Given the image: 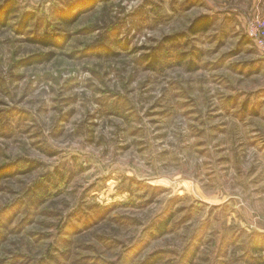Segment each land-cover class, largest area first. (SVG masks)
Instances as JSON below:
<instances>
[{
    "label": "rangeland",
    "instance_id": "1",
    "mask_svg": "<svg viewBox=\"0 0 264 264\" xmlns=\"http://www.w3.org/2000/svg\"><path fill=\"white\" fill-rule=\"evenodd\" d=\"M7 2L0 264H264V0Z\"/></svg>",
    "mask_w": 264,
    "mask_h": 264
},
{
    "label": "trees",
    "instance_id": "2",
    "mask_svg": "<svg viewBox=\"0 0 264 264\" xmlns=\"http://www.w3.org/2000/svg\"><path fill=\"white\" fill-rule=\"evenodd\" d=\"M15 8V3L7 2L5 7L0 9V29L5 28L8 25L9 22V16L13 12V9ZM87 12L86 10L82 12H78L76 15L73 14H68L65 15L64 17L61 18V23L66 26H70L76 22L78 17ZM35 15L34 14H24L20 23H19V28L22 31H25L31 24L33 20H35ZM211 27V19L208 16H202L200 18L195 19L192 24L190 25L188 29V33L191 35H197L200 33L207 32L209 28ZM184 37V35H181ZM175 37H171L168 39V41H173V40H178L174 39ZM30 43L32 44H37L41 45L43 47H57V37L53 34H44L41 37H33L28 39ZM62 40L64 41V37H62ZM54 58L53 54H45V53H40L37 55H34L27 59L25 61V65L30 66V65H36V64H43L46 62L51 61ZM185 61V57H181L179 63L183 64ZM167 225L168 221L162 223L160 227H158V233L159 236L166 234L167 230ZM159 255V254H158ZM157 254H154L151 256L148 261H146L144 264H158L161 260L162 257H159Z\"/></svg>",
    "mask_w": 264,
    "mask_h": 264
},
{
    "label": "built area",
    "instance_id": "3",
    "mask_svg": "<svg viewBox=\"0 0 264 264\" xmlns=\"http://www.w3.org/2000/svg\"><path fill=\"white\" fill-rule=\"evenodd\" d=\"M258 27L253 26V24L250 25L248 30L249 37L257 43V45L264 50V41L260 38V36L257 33Z\"/></svg>",
    "mask_w": 264,
    "mask_h": 264
}]
</instances>
